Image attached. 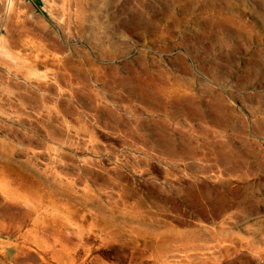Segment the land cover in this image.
Returning <instances> with one entry per match:
<instances>
[{"label": "rangeland", "instance_id": "374dc122", "mask_svg": "<svg viewBox=\"0 0 264 264\" xmlns=\"http://www.w3.org/2000/svg\"><path fill=\"white\" fill-rule=\"evenodd\" d=\"M0 264H264V0H0Z\"/></svg>", "mask_w": 264, "mask_h": 264}]
</instances>
